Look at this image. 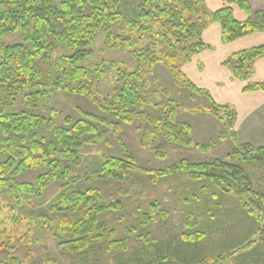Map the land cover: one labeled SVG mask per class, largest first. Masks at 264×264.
<instances>
[{"label":"trees","instance_id":"obj_1","mask_svg":"<svg viewBox=\"0 0 264 264\" xmlns=\"http://www.w3.org/2000/svg\"><path fill=\"white\" fill-rule=\"evenodd\" d=\"M234 5L251 12L248 0H224L217 10L208 9L206 0H63L58 5L53 0H0V38L20 29L23 39L14 44L0 41V264H38L32 248L37 240L30 227L18 234L12 231L16 225L30 224L44 227L57 239V250L67 264H223L228 259L232 264H264V145L241 142L237 110L217 102L183 71L193 55L209 46L203 31L210 22L221 24L226 43L264 31L263 12L239 20ZM119 20L137 35L114 34ZM100 35L117 39L114 46L125 41L134 45L131 53L139 60L138 67L129 70L115 61L82 65ZM62 45L69 53L53 61ZM263 56L261 44L229 55L223 65L245 82L244 92L264 91V82L251 80L255 62ZM157 63L167 66L177 83L205 98L198 108L222 121L218 138H230L234 147L224 158L182 159L160 169L140 164L131 151L122 156L101 154L86 171V179L122 181L136 172L154 184L182 173L189 178L183 184L186 189L174 197L179 207L171 211L163 208L166 201H155L140 224L128 226L120 235L101 216L123 211L127 206L123 199L107 200L96 186L84 190L68 186L77 178L73 168L85 163L84 147L102 137V126L113 124L118 132L139 119L156 138L160 134L167 142L193 144L192 125L175 120L181 104L166 99L153 104L157 113L144 110L150 103L144 65ZM106 69L115 71L118 86L102 98L93 89ZM60 91L89 95L105 115L85 112L86 117L79 119L66 115L58 123L56 109L49 115L16 109L19 103L28 108L50 104ZM40 168L44 171L35 181L16 178ZM57 181L61 188L53 198L34 200ZM172 213L182 217L176 233L159 237L146 228L168 222ZM49 262L60 264L53 258Z\"/></svg>","mask_w":264,"mask_h":264},{"label":"rangeland","instance_id":"obj_2","mask_svg":"<svg viewBox=\"0 0 264 264\" xmlns=\"http://www.w3.org/2000/svg\"><path fill=\"white\" fill-rule=\"evenodd\" d=\"M62 1L53 0V3L58 5ZM130 29L131 27L127 22L119 20L114 25L112 31L114 34H119L123 37H127L128 35L136 36L137 34ZM0 41L6 44L22 42L21 30L18 29L15 32L6 34L0 38ZM117 42L115 38L107 40L106 35H100L96 43L91 46L92 54L82 61L81 64L86 67H95L103 63L109 64V62L115 61L121 67L135 70L139 65V60L131 53L134 45H131L129 41H125L122 45L114 46ZM28 46L31 47V44L28 43ZM66 53H69V51L62 45L54 52L53 61H56L61 55ZM144 69L149 81L147 96L150 101L149 105L144 107V110L149 113H157V108L153 104L165 101L166 99H172L176 103L181 104L176 111L175 120L192 125L193 144L182 146L173 142H167L160 134H157L156 138L150 131H146L139 119H135L131 124L125 125L118 132L113 130V124L102 126L100 128L102 137L98 138L94 145L89 144L84 147L83 151L86 154L85 163L80 168H73V175H77V178L69 184L68 188L84 190L90 186H96L103 190L107 200L114 198L123 199L127 205L123 211L105 213L101 216L102 219H107L113 227L117 228L120 235L125 232L128 226L140 224L143 213L152 212L150 204L155 201H166V203H163V208L171 211H173L174 207H179L180 204L174 200V197H178V194L186 189V186H183V184L187 183L189 178L185 173H182L168 180L166 179L164 182L154 184L149 176L136 172L130 174L122 181L86 179V171L91 167L92 163L100 160L101 154L122 156L125 152L131 151L139 158L140 164L149 168L160 169L180 162L182 159L203 162L212 161L216 158H224L234 147V142L230 138L223 140L218 138L219 133L223 130L222 121L214 114L198 108L206 102L202 95H197L188 87L177 83L167 66L162 63H157L153 67L144 65ZM185 74L187 73L185 72ZM117 86L118 81L115 71L106 69L103 72L101 81L93 89V92L104 98L110 96ZM16 109L46 115L51 114V111L56 109L58 123H61V119L66 115H71L75 119L86 117L85 112L105 115L99 104L89 95L62 91L52 98L50 104H43L38 108H28L24 104L19 103ZM247 136H253V138L257 136L255 140L259 143L256 145L264 144L262 143L264 142V130L246 134ZM154 142H158V150L154 146ZM202 145L206 146V148L200 149ZM43 171L44 168L31 169L16 175V178L19 181H35L36 177ZM60 188L61 182H54L46 189L42 197L34 200L36 202L48 201L59 192ZM123 190H125L124 193L122 192ZM173 201L175 202L173 203ZM26 208L30 210V206ZM27 209L24 211L28 215ZM13 212L14 210L11 211V213ZM4 213L8 214L9 212L6 209ZM228 215L231 216L230 213ZM261 216H264V208ZM181 220L182 217L178 213H172V218L168 222L151 223L146 228L153 231L159 237H164L169 235V233H176L181 228ZM6 226L10 227L9 222ZM28 227H30L29 233L32 238L37 240L32 245V248L38 264H50V258L57 259L60 264H67V260L57 250V239L44 227H39L36 224L16 225L12 228V231L18 234L25 232ZM244 229L246 230V228ZM256 235L259 236L261 233L259 232ZM230 261L231 259H228V262L226 260L223 264H232L229 263Z\"/></svg>","mask_w":264,"mask_h":264},{"label":"crops","instance_id":"obj_3","mask_svg":"<svg viewBox=\"0 0 264 264\" xmlns=\"http://www.w3.org/2000/svg\"><path fill=\"white\" fill-rule=\"evenodd\" d=\"M248 2L250 13L234 5L237 19L245 20L256 11L264 13V0ZM206 5L210 10H217L224 5V0H206ZM203 40L209 46L193 55L184 65V71L197 86L208 90L217 102L229 104L237 110L235 126L241 142L258 144L259 142L255 140L257 136L246 137V134L264 130V91L244 92L245 82L236 78L231 70L223 65V61L237 51L264 44V31L251 33L226 43L222 41L221 24L210 22L203 31ZM251 80L264 82V56L255 62V72Z\"/></svg>","mask_w":264,"mask_h":264}]
</instances>
